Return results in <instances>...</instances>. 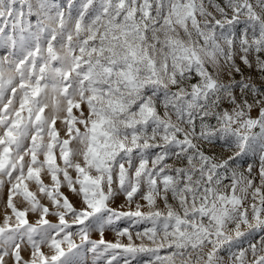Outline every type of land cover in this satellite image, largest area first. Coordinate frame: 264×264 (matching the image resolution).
<instances>
[{
	"label": "snow or ice",
	"instance_id": "snow-or-ice-1",
	"mask_svg": "<svg viewBox=\"0 0 264 264\" xmlns=\"http://www.w3.org/2000/svg\"><path fill=\"white\" fill-rule=\"evenodd\" d=\"M0 49V264H264V87L219 78L264 74V0H0Z\"/></svg>",
	"mask_w": 264,
	"mask_h": 264
},
{
	"label": "rangeland",
	"instance_id": "rangeland-1",
	"mask_svg": "<svg viewBox=\"0 0 264 264\" xmlns=\"http://www.w3.org/2000/svg\"><path fill=\"white\" fill-rule=\"evenodd\" d=\"M56 2L58 4H64V3H66V0H56ZM205 2H207V0H205ZM217 2H222V0H217ZM208 10L212 11L213 14L217 15V18H219L218 14H216L212 8L209 7ZM180 34H181L182 38L186 39V37H183L182 31ZM3 54H4V50L0 49V55H3ZM250 59L253 62L252 69H248L246 66H244L240 62L239 57H237V59H236L237 64L242 69L243 76H241V74H237V73L229 74L228 72L224 71V72L220 73L219 78L223 82H231L233 78L235 81L245 79L248 83H253L258 87H264V74H261L255 67V54H253V56L250 57ZM173 90H175V89H173ZM234 92L237 96H239L241 94L239 88L235 89ZM225 106H227V105H225ZM159 111L161 112V114H163L162 108H160ZM251 115L253 117H257L258 116V109L254 110L251 113ZM172 119L173 120L176 119L174 115L172 116ZM210 122L212 124H215L214 120H212ZM199 123H200L199 120H197L196 121L197 131H199ZM254 131L258 132L259 129L258 128L254 129ZM201 146H202V148L206 149L208 153L214 154L218 158H225L226 159L229 156H232L237 152V149L234 146L228 147V146L224 145L222 142H219V143L214 142L213 144L203 143ZM238 160H239V163L236 165H233V168L230 170L229 174H231L232 170H235L238 174L242 173L244 176H248V166L251 165L255 171H253L252 176L249 178H255L256 182L258 184L259 181H258V177H257V172L259 169V156L254 155L252 152H248L246 155H242L241 157H239ZM168 163L172 164L174 167L183 166L180 162L175 161V160H169ZM42 178L45 180V183H50V179L46 175H42ZM226 183H227V181H226ZM29 187H30V190L37 191L35 186L32 184H30ZM65 192L67 193L66 189H65ZM7 194H8L7 187H5L3 190H0V224L3 223V219H4L5 215L12 216L11 209H8L7 205H6ZM37 196H38V198L41 199L42 203H44L46 205L50 204V201H48L46 198L41 197L40 194L38 193V191H37ZM13 202L16 204V206L18 208H21V209L23 207L27 206L26 202L23 201L22 197L14 196ZM141 203L143 204L144 202L141 201ZM121 205H124V197L122 195L119 196L111 206L113 208L118 209V210H123V211L128 210V208L126 206L124 208H121ZM134 207L135 206L133 205V210H134ZM160 207H161V210H164L162 204L160 205ZM141 210L147 211L146 208H142ZM37 218H38V214L31 213V212L28 213L27 219L29 220L30 223H35ZM46 218L49 219L51 222H56L55 217L50 216V217H46ZM14 220H15V218L13 216L12 222H14ZM146 226H150V225H145V224L133 225L132 222L129 220H121L118 222V227H120V228L128 227L129 228V231L133 235V243L137 244V245L140 244L141 241L136 239L135 232L137 230L142 231L144 229V227H146ZM75 239H76V242L79 243V237H76ZM90 239L99 240L100 236L98 233H92L90 235ZM104 239L107 242L115 243L117 240V237L115 235V232L110 231V230H106L105 235H104ZM258 239H259L258 236L257 237H248V239L243 241L242 246L246 248L248 246L249 242L255 243ZM119 240H120V243H122V244H127L129 242L127 237H120ZM145 242L147 243V241H145ZM45 251H47V249H45ZM116 251L118 254L117 259L119 260V264H124L125 256L122 254V250H116ZM165 254H166L165 252H163V251L161 252V255H165ZM261 254L264 255V253H261ZM24 255L27 256V253H25ZM220 255L224 256L226 258L228 253L222 251L220 253ZM107 256H108V254H106V257ZM86 259L88 261V264H92L93 255H92L91 251L86 252ZM153 259H154V257H151L147 254H139L134 260H132V264H147L148 261L153 260ZM248 259L249 260L252 259V256L250 253L248 255Z\"/></svg>",
	"mask_w": 264,
	"mask_h": 264
}]
</instances>
